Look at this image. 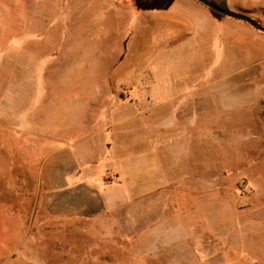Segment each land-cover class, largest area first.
<instances>
[{
	"label": "rangeland",
	"instance_id": "374dc122",
	"mask_svg": "<svg viewBox=\"0 0 264 264\" xmlns=\"http://www.w3.org/2000/svg\"><path fill=\"white\" fill-rule=\"evenodd\" d=\"M216 1L264 25V0ZM209 13L198 0H0V264H264V31ZM182 14L195 32L173 33ZM119 114L132 131L111 138L162 183L134 199L133 236L69 244L35 219L22 241L27 208L45 201L44 142Z\"/></svg>",
	"mask_w": 264,
	"mask_h": 264
},
{
	"label": "crops",
	"instance_id": "0c3cea01",
	"mask_svg": "<svg viewBox=\"0 0 264 264\" xmlns=\"http://www.w3.org/2000/svg\"><path fill=\"white\" fill-rule=\"evenodd\" d=\"M169 16L165 15L166 18ZM172 22L173 33L175 30L178 32L183 30L187 34L195 32L196 25L192 24L189 15H178L172 19ZM258 47L257 55L255 51L251 52L253 61L250 64L263 60ZM170 48L175 50L176 47L170 46ZM245 68L246 65H242L237 69V74L239 70L243 73ZM225 75L209 76L208 79L223 80ZM242 80H245L243 75ZM208 97L211 100V94ZM201 113L206 114L207 111ZM131 119V115L119 114L115 115L113 121L108 118L98 121L96 115H90L83 137H79L76 141L63 137L60 142L54 144L44 142V148L48 153L40 163L39 182L44 185L45 201L42 206L27 208L28 221L23 228L22 241L31 233L36 219L41 223L40 229L46 231L49 228H56L61 231L62 236L76 239L67 242L69 244L127 243L126 239L132 237L134 233L126 230L127 226L133 223V214L140 209L139 205L133 204L134 199L152 196L162 188L158 173L153 174L151 182L147 169L138 174L133 173L134 158L122 149L125 147L123 142L126 138L120 137L119 141L111 138L119 129L120 132L122 130L131 132L132 126L124 124ZM194 123L195 120L191 122V126ZM161 126L163 125L158 124V131L164 130ZM147 136L144 139H148ZM163 143V138L157 136L156 145ZM138 161L147 166L148 163H156L157 160L154 154L151 156L147 154L142 155L141 160ZM145 232L148 233V226ZM46 235L41 231L39 237H33L38 241V239L43 240Z\"/></svg>",
	"mask_w": 264,
	"mask_h": 264
},
{
	"label": "water",
	"instance_id": "95a60500",
	"mask_svg": "<svg viewBox=\"0 0 264 264\" xmlns=\"http://www.w3.org/2000/svg\"><path fill=\"white\" fill-rule=\"evenodd\" d=\"M202 2L203 4L207 5L208 7L219 11L223 13L225 16H230L233 18L241 19L244 21L249 22L251 25H253L255 28L264 31V25L258 21L256 18L250 16L248 13L244 11H236L229 8H225L218 3L214 2L213 0H198Z\"/></svg>",
	"mask_w": 264,
	"mask_h": 264
},
{
	"label": "trees",
	"instance_id": "16d2710c",
	"mask_svg": "<svg viewBox=\"0 0 264 264\" xmlns=\"http://www.w3.org/2000/svg\"><path fill=\"white\" fill-rule=\"evenodd\" d=\"M214 2L218 3L219 5L229 8L226 3H220L216 0H213ZM173 0H135L136 7L138 9H152V8H167L171 5ZM230 9V8H229ZM212 15L216 17L217 19H221L222 17H225V15L219 11H216L212 8H210Z\"/></svg>",
	"mask_w": 264,
	"mask_h": 264
}]
</instances>
